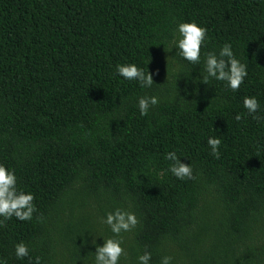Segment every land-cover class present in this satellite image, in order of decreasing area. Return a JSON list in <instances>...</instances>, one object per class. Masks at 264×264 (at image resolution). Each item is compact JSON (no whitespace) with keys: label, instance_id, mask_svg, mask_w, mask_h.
I'll list each match as a JSON object with an SVG mask.
<instances>
[{"label":"trees","instance_id":"1","mask_svg":"<svg viewBox=\"0 0 264 264\" xmlns=\"http://www.w3.org/2000/svg\"><path fill=\"white\" fill-rule=\"evenodd\" d=\"M192 21L207 29L196 65L173 44ZM225 43L248 66L238 91L202 82L204 53ZM131 63L151 88L116 73ZM145 95L160 102L142 116ZM170 151L196 179L169 171ZM0 163L38 209L0 227V264H94L116 208L140 221L120 264L145 251L150 264H264V0H0Z\"/></svg>","mask_w":264,"mask_h":264},{"label":"clouds","instance_id":"2","mask_svg":"<svg viewBox=\"0 0 264 264\" xmlns=\"http://www.w3.org/2000/svg\"><path fill=\"white\" fill-rule=\"evenodd\" d=\"M174 33L173 44L177 55L196 65L201 63V53L207 38V29L200 26L195 21L181 22ZM116 73L126 80L138 81L142 88H151L154 80L153 75L138 67L135 63L117 64ZM248 66L242 63L234 54L232 46L225 43L217 55L214 51H209L203 55L202 82L208 84L210 79L225 82L233 91H238L248 76ZM157 96H141L138 99L140 115L147 116L149 109L159 104ZM243 107L253 119L260 120L262 117L254 115L260 109V102L255 96H245ZM243 118L242 113L235 116L237 121ZM211 149V155L216 159L220 158V146L222 140L219 137H209L207 140ZM165 159L170 161L169 171L180 180H194L193 167L190 164L182 163L175 151H170L165 155ZM35 194L25 192L18 188V179L14 169H9L5 164L0 163V227L5 226L6 221L15 217L20 221H30L34 213L38 211L35 203ZM42 219V217H37ZM112 233V236L104 238L103 246L96 245L94 264H120L121 257H127L122 233L131 232L140 223L134 212L123 208H116L106 214L102 219ZM95 240L93 244H95ZM29 247L21 241L15 245V255L18 259L28 257ZM152 253L145 251L137 257V264H150ZM172 256H163L160 264H171ZM41 258H35V264H40Z\"/></svg>","mask_w":264,"mask_h":264}]
</instances>
